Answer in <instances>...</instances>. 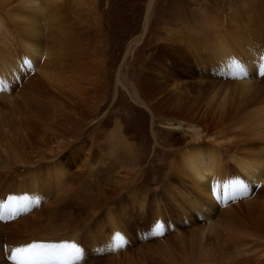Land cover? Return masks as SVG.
I'll use <instances>...</instances> for the list:
<instances>
[{
    "label": "bare ground",
    "instance_id": "1",
    "mask_svg": "<svg viewBox=\"0 0 264 264\" xmlns=\"http://www.w3.org/2000/svg\"><path fill=\"white\" fill-rule=\"evenodd\" d=\"M154 2L140 15L133 0H0V254L31 243L74 242L81 258L73 264H84L98 257L92 249L111 253L126 247L115 238V215L126 198L142 214L137 187L155 161L146 157L157 150L156 132L168 146L185 144L166 158V170L181 188L171 198L178 191L185 207L209 223L220 207L226 218L237 217L223 187L230 181L228 161L252 183L264 184V105L244 111L264 98V75L258 74L264 71V10L258 1L250 3L248 22L256 37L251 42L242 33H224L219 11L205 7V25L189 27L186 35L171 27L151 36ZM209 34L214 36L207 40ZM230 60L247 74H233ZM212 78L231 81V91L218 100L185 102L186 86ZM211 109L221 120L232 117L213 125ZM183 113L186 120L179 118ZM148 115L159 125L148 127ZM98 175L107 177L104 186ZM169 186L160 184V190L170 197ZM60 214L69 220L92 217L86 235L70 223L65 230L50 229ZM207 229L217 236L211 243L215 253L226 237L216 233V225Z\"/></svg>",
    "mask_w": 264,
    "mask_h": 264
},
{
    "label": "rangeland",
    "instance_id": "2",
    "mask_svg": "<svg viewBox=\"0 0 264 264\" xmlns=\"http://www.w3.org/2000/svg\"><path fill=\"white\" fill-rule=\"evenodd\" d=\"M148 1L149 0H133L134 6L141 7L140 15L142 14V9L147 6ZM256 1H258L257 5L260 7V10H264V0H155L152 4V16L150 15V20L152 22L150 21L148 33L151 36H156L158 31V33L163 35L169 31L171 27H178V31H183L182 33L186 35L189 33V27L192 28L193 25L197 27L205 25V22L202 21L201 18L204 13L200 12V10L205 7L210 9V13L212 14L219 11L218 13L221 14L219 23H223L221 24V30H225V32L223 31L224 33L231 32L235 34L236 37L242 33L241 35L251 42V39H256L253 27L255 25L252 23L249 25L248 19L250 17L252 18L253 15L251 9H253L254 6L250 7V5L255 4ZM221 10H223L222 13ZM258 10L259 8L257 7L256 11ZM233 11L236 13L235 19L232 17ZM143 17L144 16H141L139 25L142 24ZM206 20L210 23L212 18L209 17ZM213 36L214 35L209 34L208 37L206 36L205 38L210 40ZM235 38H233L234 41ZM246 44L251 45V43L248 42H246ZM249 52H251V50H249ZM204 53H207V51ZM211 61L208 60L207 62L210 63ZM179 71L186 70L183 67L179 69ZM185 75L187 76V74ZM192 78L193 80L198 79L196 74L192 75ZM232 87L233 84L231 81L227 84V82L221 78H212L209 82L206 81L203 85L194 88L186 86L188 90L185 93L187 94L185 95V102H191L196 98L203 100L206 96L218 100L227 88H229L230 92V88L232 89ZM261 105H264V98L255 103L246 105L247 107H244V111L256 109L257 106L259 108ZM210 107H213V104H211ZM211 111L212 118L210 122L216 126L230 121L232 117V115L229 114L221 120L223 115L221 117H215L214 113H216V109H211ZM181 112L183 111L181 110ZM147 117L148 127L150 122L156 123V118L152 119L149 115ZM179 118L186 120L185 113ZM156 124L159 125L158 123ZM223 127L226 128V124H223ZM152 139L150 135L149 140L151 144H153ZM155 140L157 143V150H155L154 153L150 152L146 157L147 161L152 159H155V161L147 164L142 181L143 186L137 187L139 196L142 198V214H140L139 208L137 209L135 206L131 208L130 204L132 199L126 198L123 200V203H121V206L117 208L119 211H117L115 215V219H118L119 222V230L115 231V238L121 240L119 244L126 247L119 248L117 251L111 253H104L101 249L97 248L92 249L98 253V257L95 260L86 261L84 264H214L215 262H219V264H264V184L252 183L239 172L233 162L228 161L226 165L231 168L228 172L230 180L238 179L243 181L242 185H236L235 188H228V204H230L237 213V217L233 218L231 215H228L226 218L223 215L224 207H220L216 208V211H213L214 213L209 217L212 222L209 219V223L208 219L206 220L201 215H198L197 212L190 211L188 207H185L186 205L182 202V199H180L182 197L179 196L178 191H176L174 199L171 198L172 190L181 188H179L180 185H178V180L173 173L166 170V158L170 153H176V151L185 147V144L183 142H175V144L168 146L163 139V135L158 132L155 134ZM252 147L257 149L258 145L253 144ZM224 153L226 154L227 152L225 151ZM99 177L103 179L99 182V185L104 186L107 177ZM160 184L171 186H169V188H171L170 197L161 192ZM90 201H92V199H90ZM142 201L145 202L143 203ZM155 205H157V207H155ZM111 210L114 211V208H111ZM156 210H159V214ZM183 210H186V213L181 215V211ZM83 211L85 215H88L89 209L85 208ZM65 216L66 215L63 214L58 215L57 218L54 219L56 225L50 226L49 228H63L65 230V224L70 223L69 225L75 224V228H78L79 232L86 235L87 225L92 217L86 221V216L84 217L83 214L77 215L79 217L76 216L75 218L70 217V220L68 216ZM213 220L217 221L213 222ZM204 224L209 226L216 225V233H219L218 235L222 234L223 239L225 237L227 239L220 243L222 244L224 242L222 246H217L218 250L215 251V253H213L212 247L214 246H212L211 243L212 241L214 243V237L217 236L214 233L213 235L210 230L207 229L209 226L205 227ZM236 230L239 231L238 234L230 235ZM65 234L70 235L71 233L66 232ZM228 236L229 239L227 238ZM83 242L85 243L84 240ZM86 242L90 243V240L86 238ZM191 246L192 248H190ZM209 246L211 247L210 251L204 249L209 248ZM239 249L241 250L238 252L239 254H234V252H237ZM211 251L214 256L208 254L209 252L211 253ZM175 252H177V254H175ZM260 253H262V256L258 257ZM180 254L181 257L179 258L178 255ZM230 254L235 256L233 261L229 256ZM7 256L9 257L10 255L7 254L6 251L0 254V264L14 263H12ZM226 256L227 258L224 261L217 260L225 258ZM116 257L117 259H115Z\"/></svg>",
    "mask_w": 264,
    "mask_h": 264
},
{
    "label": "snow or ice",
    "instance_id": "3",
    "mask_svg": "<svg viewBox=\"0 0 264 264\" xmlns=\"http://www.w3.org/2000/svg\"><path fill=\"white\" fill-rule=\"evenodd\" d=\"M261 59L264 60V57ZM229 70L233 74H247L246 68L235 60L229 61ZM258 74L264 75V71ZM242 184L243 181L235 179L228 181L223 187L235 188L236 185ZM80 253L81 249L74 242H63L61 244L31 243L26 247L13 248L8 259L15 261L16 264H73V261L81 258Z\"/></svg>",
    "mask_w": 264,
    "mask_h": 264
}]
</instances>
